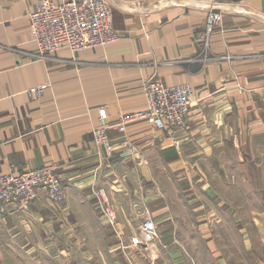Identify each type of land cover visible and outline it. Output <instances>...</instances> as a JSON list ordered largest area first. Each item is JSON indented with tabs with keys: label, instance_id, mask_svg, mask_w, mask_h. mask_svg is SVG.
I'll use <instances>...</instances> for the list:
<instances>
[{
	"label": "crops",
	"instance_id": "0c3cea01",
	"mask_svg": "<svg viewBox=\"0 0 264 264\" xmlns=\"http://www.w3.org/2000/svg\"><path fill=\"white\" fill-rule=\"evenodd\" d=\"M37 1L0 0V174L55 165L66 200L41 193L0 215V264H147L149 246L154 264H264V0H107L115 43L46 59L29 31ZM210 10L222 18L206 44ZM151 76L193 87L187 127L136 121L130 156L97 148L99 109L119 145L114 124L145 108ZM43 83L41 98L27 95ZM145 209L158 239L133 247Z\"/></svg>",
	"mask_w": 264,
	"mask_h": 264
},
{
	"label": "built area",
	"instance_id": "2783aa9c",
	"mask_svg": "<svg viewBox=\"0 0 264 264\" xmlns=\"http://www.w3.org/2000/svg\"><path fill=\"white\" fill-rule=\"evenodd\" d=\"M209 6L217 0H207ZM221 13L210 10L205 23L206 44L214 26L221 21ZM31 42L36 47L35 57L46 59L49 53L66 48L71 52L85 53L89 48L115 43L119 34L112 24V8L107 0H38L28 13ZM49 83L26 89L33 99L43 96ZM141 88L145 108L141 111L123 114L114 124L121 133L119 145L112 141L108 131L112 125L104 108L99 109L98 124L93 128V142L107 154L120 149L122 157L130 156L134 146L126 136L127 126L136 121H146L157 129L170 132L184 130L194 106L195 91L188 83L165 85L155 76L143 79ZM56 205L66 200V191L55 165H46L22 173L0 174V215L13 206H26L36 201L40 194ZM101 213L110 224L116 215L104 188L97 190ZM158 237L155 222L149 210L145 209V220L137 235L131 238L133 247L146 246ZM147 264H154L150 260Z\"/></svg>",
	"mask_w": 264,
	"mask_h": 264
},
{
	"label": "rangeland",
	"instance_id": "374dc122",
	"mask_svg": "<svg viewBox=\"0 0 264 264\" xmlns=\"http://www.w3.org/2000/svg\"><path fill=\"white\" fill-rule=\"evenodd\" d=\"M62 236V235H61ZM158 239V237L156 238V240ZM55 240V239H54ZM155 240V241H156ZM56 241L58 242V241H61V246H58V247H56L57 249H59V250H62V253H64L63 251H66V252H68V255H71V256H75L76 255V253L74 252V249H72V251H73V254H70L69 253V251H70V247L72 246L71 245V243H70V241H71V239H68V242H66V241H64V239L63 238H59V237H57L56 238ZM155 241H153L152 243H154ZM151 244V243H150ZM150 244H148V245H150ZM56 249V250H57ZM257 252H258V254L260 255V256H262V257H264V250H263V248H258V249H255ZM50 252L51 251H49V249H46L45 251L44 250H42V253H40L41 255H49L50 254ZM173 252H175V250H173ZM177 252V251H176ZM180 252H181V250H180ZM123 256H124V254H123ZM155 257H156V250H154V254H152L151 255V249H150V246H149V260H148V262H150V260L152 261V262H155L154 261V259H155ZM124 258H125V260L127 261V258L124 256ZM147 262V263H148Z\"/></svg>",
	"mask_w": 264,
	"mask_h": 264
}]
</instances>
